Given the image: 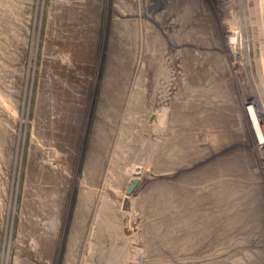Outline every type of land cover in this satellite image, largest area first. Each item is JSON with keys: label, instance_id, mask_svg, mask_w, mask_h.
Wrapping results in <instances>:
<instances>
[{"label": "rangeland", "instance_id": "1", "mask_svg": "<svg viewBox=\"0 0 264 264\" xmlns=\"http://www.w3.org/2000/svg\"><path fill=\"white\" fill-rule=\"evenodd\" d=\"M221 6L0 0V264H264L218 192L264 160Z\"/></svg>", "mask_w": 264, "mask_h": 264}, {"label": "bare ground", "instance_id": "2", "mask_svg": "<svg viewBox=\"0 0 264 264\" xmlns=\"http://www.w3.org/2000/svg\"><path fill=\"white\" fill-rule=\"evenodd\" d=\"M221 1L222 6L216 9L219 11L227 9L229 14H222L223 17L214 18L220 23L216 31L213 30V34L224 33L227 38L228 49L223 42L218 44L215 41L213 43L208 42L206 44L207 47L202 49L210 50L212 54L220 58L223 57L221 61L222 63L224 62L230 73L229 80L243 83L250 87V95H252L251 97L256 105L254 106L255 112L259 113V116L262 117V122H264V0ZM250 31H252V34L249 35ZM255 43L258 44V48H261V53L259 52L258 57L252 59L250 54L254 49ZM213 45L216 51H212L213 48L211 47ZM222 53L225 56H221ZM249 99V96H243L241 101ZM263 127L264 123L259 128L263 132V137L256 139L255 143L264 147ZM248 158L242 163V168L235 170L237 175H240L241 184H221L218 192L227 194L231 199V212L240 211V213L232 217L231 226L235 227V224L241 222V228L248 231V236L250 230L255 229L258 231V240L264 241V206H262L264 205V160L261 162L263 168L261 172H258L256 165H254L255 167L253 166L255 160ZM225 176L227 175L223 177ZM247 196H256L260 199L255 207L250 206L252 209H249L245 202L242 204L240 202L241 199L237 200L242 197V201L243 199L245 201ZM238 202L241 203L240 208L242 210L237 208ZM248 257L251 256L249 255Z\"/></svg>", "mask_w": 264, "mask_h": 264}, {"label": "water", "instance_id": "3", "mask_svg": "<svg viewBox=\"0 0 264 264\" xmlns=\"http://www.w3.org/2000/svg\"><path fill=\"white\" fill-rule=\"evenodd\" d=\"M137 184H138V180L132 179L131 184L127 186L126 193L128 195L131 194L133 192V190L135 189V187L137 186Z\"/></svg>", "mask_w": 264, "mask_h": 264}]
</instances>
